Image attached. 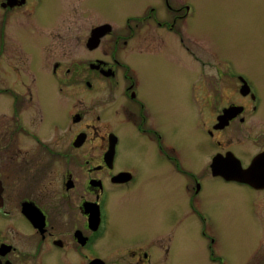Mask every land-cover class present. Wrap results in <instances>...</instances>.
<instances>
[{"label": "flooded vegetation", "instance_id": "1", "mask_svg": "<svg viewBox=\"0 0 264 264\" xmlns=\"http://www.w3.org/2000/svg\"><path fill=\"white\" fill-rule=\"evenodd\" d=\"M55 1L0 0V264H171L187 228L212 264L231 263L223 238L263 249L264 92L227 59L211 69L230 94L202 93L200 0L138 4L122 28L101 0H63L58 17ZM74 41L86 55L72 66L57 56ZM216 159H256L261 182ZM217 181L243 191L227 234L206 195Z\"/></svg>", "mask_w": 264, "mask_h": 264}, {"label": "rangeland", "instance_id": "2", "mask_svg": "<svg viewBox=\"0 0 264 264\" xmlns=\"http://www.w3.org/2000/svg\"><path fill=\"white\" fill-rule=\"evenodd\" d=\"M101 1L104 4L103 18L117 22L116 27L122 28L125 27L128 17L143 13V10L139 12L136 8L138 4L145 6L155 0ZM63 7V0L55 1L56 17L62 14ZM198 12V16L193 18L194 22L198 23V34L195 37L200 40L204 59L211 61L202 67V93L230 94L231 91L225 84L215 82L213 76L215 72L211 69V66H214L212 62L219 63L227 59L240 71L243 70L247 79L264 92V0H200L197 4ZM86 22V18L82 16L75 19L73 29H79L80 33L83 29L82 24L85 25ZM85 55L86 51L74 41L65 49H59L57 57L73 66L74 62H81ZM79 75H82V69ZM90 151L96 153L98 149L91 147ZM241 189L239 186H229L220 181L207 188V196H218L217 209L214 213L218 220V229L221 227L224 230L223 234L231 232L232 222H238L235 217L238 218V214L244 213L245 205L240 200L243 194ZM206 207L212 209L210 211L213 213L215 204L208 202ZM234 208L237 216H231V210ZM128 218V211L119 212L120 220L126 221ZM187 222L199 226L194 218ZM232 232L236 233L235 228ZM186 234L190 239L182 245V249L180 245L176 246L171 264H212L206 259L207 241L199 237V229L187 228ZM258 247L251 240L238 242L223 238L214 249L216 253L230 259L231 263L228 264H264V248ZM255 253L258 256L254 259L252 256ZM251 257L252 259L246 263Z\"/></svg>", "mask_w": 264, "mask_h": 264}, {"label": "water", "instance_id": "3", "mask_svg": "<svg viewBox=\"0 0 264 264\" xmlns=\"http://www.w3.org/2000/svg\"><path fill=\"white\" fill-rule=\"evenodd\" d=\"M110 27L111 26L109 24H106V25L103 26V28L101 27L100 29L102 31L103 29L107 30ZM97 31H99V30H97ZM94 33H93V35H94ZM99 35H101V32H99ZM229 112L230 111L226 112L220 118L221 119H223V118L227 119L229 116L232 117L233 114L230 113L231 114L230 115V114H228ZM80 141L81 140H79V143H80ZM115 145H116V139H115L114 134L111 133L110 134V145H109L108 151L106 152V156H114V154H115ZM214 171L217 172V173H224V174L226 173V174H228V177L231 178V179H235V178L236 179H245V180H247L249 182H252V183H255V184H259L261 182V180L252 178L254 174L259 173L258 162H257L256 159L253 161V163L247 169H242V167H237L234 164L233 165H229V166H225L223 164V162L221 163V161L219 159H216L214 161Z\"/></svg>", "mask_w": 264, "mask_h": 264}]
</instances>
